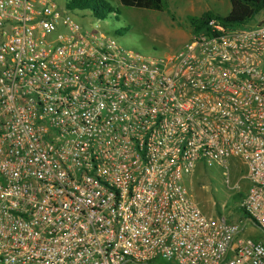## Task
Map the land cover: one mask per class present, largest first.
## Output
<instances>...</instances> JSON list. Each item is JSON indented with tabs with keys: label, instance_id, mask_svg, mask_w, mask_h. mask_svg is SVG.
I'll return each mask as SVG.
<instances>
[{
	"label": "built area",
	"instance_id": "obj_1",
	"mask_svg": "<svg viewBox=\"0 0 264 264\" xmlns=\"http://www.w3.org/2000/svg\"><path fill=\"white\" fill-rule=\"evenodd\" d=\"M68 13L0 0V264H264L184 185L212 166L245 184L264 234V19L153 57Z\"/></svg>",
	"mask_w": 264,
	"mask_h": 264
},
{
	"label": "rangeland",
	"instance_id": "obj_2",
	"mask_svg": "<svg viewBox=\"0 0 264 264\" xmlns=\"http://www.w3.org/2000/svg\"><path fill=\"white\" fill-rule=\"evenodd\" d=\"M58 7L63 0H51ZM113 12L104 20L93 19L87 11H70V17L83 30L95 31L112 38L122 48L146 56L160 57L176 52L188 37V17H196L205 11L220 17L229 11L228 0H162V11L128 8L116 0H104ZM264 19V10L242 27L250 28ZM239 174L229 172L230 183H235ZM192 200L207 215L222 217L227 223L237 225L239 237L264 242V234L247 220L238 205L245 193V184L239 183L238 191H228L223 178L214 166L196 168L184 180ZM151 264H164L154 261Z\"/></svg>",
	"mask_w": 264,
	"mask_h": 264
},
{
	"label": "trees",
	"instance_id": "obj_3",
	"mask_svg": "<svg viewBox=\"0 0 264 264\" xmlns=\"http://www.w3.org/2000/svg\"><path fill=\"white\" fill-rule=\"evenodd\" d=\"M67 11H87L96 20H104L113 9L104 0H63ZM119 5L128 8H136L150 11H162V0H116ZM229 11L220 17L209 11L199 16L188 17L189 33L195 34L201 31L209 19H214L226 27H239L252 20L260 11L264 10V0H228ZM244 217L245 214L239 211Z\"/></svg>",
	"mask_w": 264,
	"mask_h": 264
},
{
	"label": "crops",
	"instance_id": "obj_4",
	"mask_svg": "<svg viewBox=\"0 0 264 264\" xmlns=\"http://www.w3.org/2000/svg\"><path fill=\"white\" fill-rule=\"evenodd\" d=\"M190 33L188 34V37H189ZM188 37L184 40V42L188 39Z\"/></svg>",
	"mask_w": 264,
	"mask_h": 264
},
{
	"label": "water",
	"instance_id": "obj_5",
	"mask_svg": "<svg viewBox=\"0 0 264 264\" xmlns=\"http://www.w3.org/2000/svg\"><path fill=\"white\" fill-rule=\"evenodd\" d=\"M247 220H249V219L247 218Z\"/></svg>",
	"mask_w": 264,
	"mask_h": 264
}]
</instances>
